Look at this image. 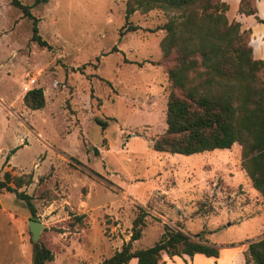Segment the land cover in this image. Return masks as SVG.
Here are the masks:
<instances>
[{
	"label": "rangeland",
	"instance_id": "rangeland-1",
	"mask_svg": "<svg viewBox=\"0 0 264 264\" xmlns=\"http://www.w3.org/2000/svg\"><path fill=\"white\" fill-rule=\"evenodd\" d=\"M19 1L47 46L0 0V179L31 174L19 190L35 208L31 216L0 189V264H30L27 219L42 224L37 241L53 254L45 264H99L128 238L135 205L147 216L133 248L150 246L163 223L218 248L216 258L161 264H244L247 241L264 236V197L240 167V145L190 155L151 148L165 130L169 81L164 32L148 30L166 16L135 11L129 20L140 29L119 36L125 0ZM32 87L42 89L40 109L22 102Z\"/></svg>",
	"mask_w": 264,
	"mask_h": 264
},
{
	"label": "trees",
	"instance_id": "trees-1",
	"mask_svg": "<svg viewBox=\"0 0 264 264\" xmlns=\"http://www.w3.org/2000/svg\"><path fill=\"white\" fill-rule=\"evenodd\" d=\"M46 1L33 0L32 4ZM9 2L30 19V39L47 46L38 33V18L31 14V5L19 0ZM151 10L166 16L148 31L164 32L159 40L160 61L165 64L169 81L165 130L152 140L151 148L190 155L229 148L236 142L240 145L241 169L251 187L264 197V59L252 57L249 28H241L234 18L235 14L252 15L264 22L256 15L255 0H125L118 35L140 29L129 20L135 11L146 14ZM22 102L31 110L42 108V89L26 90ZM97 122L104 129V122ZM24 175L3 171L0 189L22 201L32 216L35 208L31 196L19 190L31 182V174ZM134 208L128 238L99 264H127L131 259L135 264H161L183 255L218 256L214 244L166 223L150 246L133 248L147 216L144 207ZM72 217L75 223L81 222L84 213ZM242 256L244 264H264V236L247 241ZM52 259L53 254L40 241H31L30 264H45Z\"/></svg>",
	"mask_w": 264,
	"mask_h": 264
},
{
	"label": "crops",
	"instance_id": "crops-1",
	"mask_svg": "<svg viewBox=\"0 0 264 264\" xmlns=\"http://www.w3.org/2000/svg\"><path fill=\"white\" fill-rule=\"evenodd\" d=\"M235 1L233 0L234 3ZM49 4L57 8L59 7V0H50ZM255 7L258 18L264 20V0H255ZM234 18L241 23V28H249L248 44L251 47L252 57L254 59H264V22L256 21L252 15L235 14Z\"/></svg>",
	"mask_w": 264,
	"mask_h": 264
},
{
	"label": "water",
	"instance_id": "water-1",
	"mask_svg": "<svg viewBox=\"0 0 264 264\" xmlns=\"http://www.w3.org/2000/svg\"><path fill=\"white\" fill-rule=\"evenodd\" d=\"M27 227L30 233L31 241H37L39 232L42 228V224L39 221L28 219L27 220Z\"/></svg>",
	"mask_w": 264,
	"mask_h": 264
}]
</instances>
